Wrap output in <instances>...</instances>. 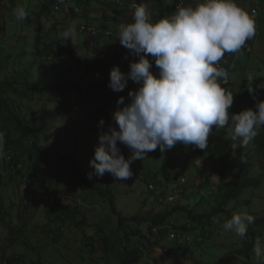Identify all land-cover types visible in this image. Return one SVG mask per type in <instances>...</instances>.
<instances>
[{
	"label": "rangeland",
	"instance_id": "obj_1",
	"mask_svg": "<svg viewBox=\"0 0 264 264\" xmlns=\"http://www.w3.org/2000/svg\"><path fill=\"white\" fill-rule=\"evenodd\" d=\"M7 1L5 0L6 5L2 9V22L4 25L1 27V33L4 45V47L2 46L4 49L3 58L7 56L6 69L3 70V73L10 76L12 74L16 75L20 59L24 60L34 52L38 31V26L35 24L25 26L17 21L12 15L13 9L17 6H23L27 13L37 14L42 4L50 6L65 3L75 7L82 4L84 0H64L63 3H60L59 0H15L13 7H10V3ZM87 1L90 2L91 8L102 7L96 0ZM235 2L248 12L251 18H253L251 14L252 7H255L258 11L262 10L256 18L258 23L256 31L258 32L257 38L260 39L259 47H262L259 55L263 56L260 59L252 56L253 64L250 66L248 73H253L254 70L258 72L261 69L260 66H263L262 76H264V0H235ZM50 10L51 20L50 22L42 21L40 35L43 36L52 24L56 23L59 25L58 30L54 32V37L53 35L52 37L59 39L60 44L63 46L57 49L58 53L66 55L72 49L75 56L71 66L66 63L63 78L60 80L57 76V81L67 80L70 83H78L82 81V78L86 81V85V83H92L98 75H101L109 82L110 71L114 65H111L101 74L91 73L87 70L95 63L96 49L99 50L104 47L106 40L96 39L84 45L85 37L79 30L80 25L83 24L99 26V20L84 19L80 16L72 17L65 15L63 12L52 11V8ZM101 14L100 12L99 15ZM68 28H73L75 34L69 40H64L60 34ZM22 45V48H25V55L18 53V47L21 48ZM256 49H258V46ZM257 51L252 55H256ZM118 55L123 57L120 52ZM102 57V59H105L104 56ZM124 62L130 64L132 60H124ZM153 67L150 72L156 78H159V69L156 65H153ZM118 68L126 76L130 72V67L124 68L122 63ZM12 70L15 71V74ZM1 75L3 74L1 73ZM242 75L237 77L240 78ZM139 86L131 79L128 80L125 89L119 92L121 97L125 98L124 105L118 106L116 100L105 109L111 120L102 118L97 113L96 107L92 103L82 100L75 91H66L64 94L35 100L28 105L29 109L26 116L27 119H31L30 126L35 132L46 129V134L41 139L42 144L51 148L58 145L62 146L63 155L76 150L81 156L83 164H85L87 159L90 162L95 147L98 146V136L101 131L98 128V122L101 119L105 121L103 131H107L109 125L118 129V125L112 119L113 113L118 110V107L122 108L130 103L129 91H135ZM60 98H62L64 106H61ZM230 109L233 110L234 106L231 105L228 110ZM228 133H230V128L217 129L213 126L208 140L212 144L218 143L222 146ZM29 145L30 139H26L23 141L22 147L28 150ZM117 146L125 159H128L131 155L130 149L119 142H117ZM238 147L244 151H251L253 145L250 142L247 146H242L238 142ZM194 148L196 147L193 145ZM191 153L195 154L194 152ZM22 154L20 152V158ZM183 155L179 143L163 153L158 147L156 150L148 152L143 161L136 160L130 165L133 173L131 178L118 180L109 173H105L103 177H100L103 183L111 189L116 213L122 217L137 216L141 219L146 214L164 211L166 203L163 205L156 204L154 198L147 191V183L160 177L171 180L174 176H185L188 183L184 195L179 196L180 205L195 215L211 213L212 206L218 203L219 192L217 186L220 180L216 174L207 183H205V179L208 174L207 170L217 164L215 165L213 159L207 161L204 157L194 158L193 160L182 159ZM27 157L29 156L25 154L21 158L22 164L24 163L25 166L23 176H18L10 181L7 174L0 179V206L7 213L4 220L14 229L27 224L23 234L20 235L21 238L16 240L17 243L15 241L16 232L11 235L14 240H8L7 237L9 238L10 235L0 225V264H2L1 261L4 263L11 256L19 259L16 264H104L105 262L118 264L115 260L114 249L122 250V245L129 244L123 239V232L126 229L127 231H139L146 238H150V226L146 223L126 222L124 225L126 229H123L124 227L119 228L118 214L114 215L112 213L109 198L100 199L81 184L71 194L73 168L70 162L52 163L49 170L41 172L39 180L49 182L48 191L35 189L32 186L30 189L26 188V185H28L26 177L32 175L31 164L33 162ZM260 160L259 154L255 155L250 162V177L260 176ZM91 169L93 168L91 167ZM24 182L26 183L24 184ZM200 183L201 188L198 190ZM212 186L215 189L212 190ZM208 189H211V194H208ZM207 205H209L208 208ZM173 206L175 207L172 203L167 207L168 212ZM64 207H70L71 209L77 207L79 211L78 218L85 220L82 230L74 229L72 221L60 220V218H63ZM225 210V212L210 216L203 226L189 222L192 230L188 233L179 232L184 238L189 237L191 239L189 245L183 250L180 247V250L177 251L184 240L170 241L165 235H162L156 241L160 247L146 250L147 253L142 254L138 264H149L147 258L152 260L151 264H264V260L257 259L253 252L255 240L257 238L264 240V181L260 183L256 190L248 188L242 191L237 199L227 203ZM179 213L173 214L169 218L175 223L174 228H178L183 223L182 218L178 216ZM241 213H247L255 217L254 223L248 225L246 235L239 237L230 231H224V222L230 219L233 214ZM96 230L98 231L97 235H95ZM86 237H94V240L91 241V243H94V255L90 252L92 244H86ZM104 238L107 240H104ZM130 240L137 241L138 239L131 237ZM139 240L143 242V239L139 238ZM111 243L114 245L108 248ZM103 245H105L107 253L113 252V254L110 253L104 260H100L104 255ZM144 246L146 247L145 244ZM2 251H5V253H2Z\"/></svg>",
	"mask_w": 264,
	"mask_h": 264
},
{
	"label": "clouds",
	"instance_id": "obj_2",
	"mask_svg": "<svg viewBox=\"0 0 264 264\" xmlns=\"http://www.w3.org/2000/svg\"><path fill=\"white\" fill-rule=\"evenodd\" d=\"M12 15L23 21L28 13L17 6ZM132 19V23L119 26V42L130 55L139 58L138 62L130 63L127 76L114 66L108 87L122 92L129 79L140 86L129 91L130 103L113 113L118 129L109 125L103 131L105 121L98 122V146L89 162L97 177L109 173L118 180L129 179L133 175L130 165L143 161L158 147L162 153L178 143L205 150L213 126H229L230 139L242 146L264 129V101L256 103L255 111L247 109L230 116L233 94L220 83L230 78L228 71L217 65L226 53L240 52L256 31L254 20L235 0H201L194 7H179L174 15L156 22H152L147 6L140 4L134 6ZM74 34L75 30L68 28L60 35L69 40ZM148 55L159 69V78L150 72ZM257 87L264 88V83ZM254 91L249 89L253 99ZM124 102L125 98L120 97L117 105ZM117 142L130 149L128 159ZM4 144L5 135L0 132V158L4 156ZM254 221L253 215L233 214L224 222L223 230L244 237ZM253 252L257 259L264 260V240H255ZM147 259L149 263L151 259Z\"/></svg>",
	"mask_w": 264,
	"mask_h": 264
},
{
	"label": "trees",
	"instance_id": "obj_3",
	"mask_svg": "<svg viewBox=\"0 0 264 264\" xmlns=\"http://www.w3.org/2000/svg\"><path fill=\"white\" fill-rule=\"evenodd\" d=\"M118 1L121 0H116V8L111 10L112 13L110 16H113L115 13L118 15L120 14L121 8L117 4ZM135 1L138 4L140 3L138 0ZM7 2L10 3V7H13L15 4V0H8ZM5 5V0H0V130L5 135L4 156L3 158H0V179L7 174L10 181H13L18 176H23L25 166L23 165L24 163L22 164L21 158L27 154L29 156L27 158L31 161L33 160V162L31 164L32 175L26 177V182L28 184L26 185V188L30 189L32 186L35 189L38 188L48 191L50 187L49 182L45 180H39L41 172L49 170L51 166L50 164L52 163L63 164L70 162V165L73 168L71 194L73 191H75L77 186L81 184L84 186V188L98 196V198H109L112 213L117 215L118 213H116L114 207V198L111 194V189L103 183L100 177L95 175V171L94 169H91L89 160L87 159L85 164H83V160L76 150L69 151L63 155L62 146L58 145L55 148H51L42 144L41 139L46 134V129H41L35 132V130L30 126L31 119H27L26 113L29 109L28 105L37 99L54 96L57 94H64L66 91H75L82 98V100L92 103L96 107L97 113L102 118L111 120V117L106 113L105 109L112 102L118 100L121 97V93L111 90L108 87L109 82H107V80H105V78L101 75H98L92 83L89 82L86 83V85V81L82 78V81H79L78 83H70L67 80L62 82L57 81V76H59V79L61 80L64 74L62 73L59 75L57 73L58 66L64 65L66 63L68 66H71L75 56L72 49H70L66 55H60L58 53L57 49L62 48L63 46L60 44L59 39L53 38V34L58 30L57 28L59 26L56 23H53L43 36L40 35L42 21L46 20L47 22H50L51 20L52 15L50 13V8H52L53 5L49 6L42 4L37 14L28 13L27 18L23 21H20L25 26H30L32 24L38 26L34 52L24 60L20 59L18 62V69H16V75H4L3 70L6 69L5 62L7 61V56L3 58L4 45L2 42L3 35L1 33V27L4 25L2 22V9ZM83 12L77 15L70 14V16H80L83 14ZM99 19V27L107 28V21H104V17H100ZM92 40H96V38L93 39L85 37L84 45ZM17 43L19 44V42ZM111 43L113 42L106 40L104 47L99 50L96 49L95 63H93V65L87 69L88 72L101 74L104 70L110 68L114 59L116 60L118 58L121 60L124 68L130 67V64L124 62V60L128 61L132 56L130 55L129 50L116 43H113L114 46H112ZM22 47L23 45L21 48L18 47V53L25 55V48ZM119 52L123 57H119ZM102 56H104L105 59H102ZM125 57H127V60ZM148 59L150 63H152L153 67V65H155L153 57H149ZM120 64L116 65L115 67H119ZM13 72L15 74V71ZM1 73L3 75H1ZM59 102L61 106H64L62 98L59 99ZM26 139H30L28 150H25L22 147L23 141ZM234 143L235 147H233ZM253 144L254 151L257 153V155H262V160L259 163L261 169L260 176L256 178L249 176L250 162L255 156L253 157L251 151H244L242 148H239L236 142H233L232 140H225L222 146L217 143L212 148H206L205 150H200L197 147L193 149V145L184 147L182 144H179L184 153L182 159L185 158V154L194 152L196 156L195 158L204 157V159L207 161L213 159L215 161V165L217 164L215 167L211 169L209 168L207 170L208 174L206 176L205 183H207V181L215 174L219 177L220 182L217 186V190L219 192V197L217 198L218 203L215 206H212L210 211L211 213L202 215H195L193 212L186 210L185 207L179 206L177 203H174L175 207L173 206L169 212L167 208L168 206L165 205L164 211L146 214L144 217H141V219H139L137 216L122 217L118 214L117 218L119 228L122 229L126 222L140 224L146 223L150 226V238H146L140 234L139 231H127L126 227H124L123 229H126V231L123 232V239L124 241L129 242V244L122 245V250L120 249L121 251L119 249H114L116 262L118 264H138L143 254V252L141 253V251L138 249V246H142L146 248V250H150L152 248L154 249V247H160V245L156 242L157 240L154 239L151 233V228L163 227L173 214L178 212H180L179 214H184V217H181L183 223L178 228L176 227L175 230L180 233H188L190 232V228H188L186 225H189V222L196 223L198 226H203L204 222H206L210 216H215L221 212H225L227 203L233 199H237L242 191L248 188L256 190L260 183L264 181V129L258 132L257 136L253 139ZM226 151L227 154H225ZM20 152L23 153L21 158ZM17 153L19 154L17 155ZM198 175L200 176L199 172ZM177 178L180 177L174 176L171 178V180L175 181ZM154 180L155 178L150 180L148 183ZM26 182H24V184ZM187 184L188 183L184 185V193ZM199 185L200 186L198 190L201 188V183ZM208 206L209 205H207V208ZM78 212L79 211L77 207L74 209H71L70 207H64V212H62L63 218H60V220L72 221L74 229L82 230L85 220L78 218ZM6 215L7 213L0 206V225H2L10 235L9 238L7 237L8 240H14L12 239L11 235L13 232H16V241L18 238H21L20 235L23 234V230L27 224L20 225L17 229H14L7 221L4 220ZM105 224L106 223L104 222V225ZM97 232L98 231L96 230L95 235L98 234ZM162 235L163 233L161 236ZM131 237H136L138 240L132 241L130 240ZM139 238L143 239V242H141ZM93 240L94 237H86V244H92L90 252L94 255V243H91ZM104 240L107 239L104 238ZM96 244L99 245L98 242H96ZM113 245L114 244L111 243L108 248ZM102 248L104 249V255L102 258H100V260H104L105 257L110 253L113 254V252H106L107 250L105 245H103ZM179 250L180 247H178L177 251ZM2 253H5V251H2ZM18 261V258L11 256L10 258L8 257L4 263L2 261L1 263L16 264ZM104 264L108 263L105 262Z\"/></svg>",
	"mask_w": 264,
	"mask_h": 264
},
{
	"label": "crops",
	"instance_id": "obj_4",
	"mask_svg": "<svg viewBox=\"0 0 264 264\" xmlns=\"http://www.w3.org/2000/svg\"><path fill=\"white\" fill-rule=\"evenodd\" d=\"M123 1L124 3L128 5L132 0H123ZM138 1H140L139 5L143 4L147 6V9L151 15L152 22H156L161 18H166V17L174 15L173 6L175 3V0H138ZM187 1L190 4L194 2V0H187ZM96 2L102 5V7L103 6L104 7L103 8L102 7L101 8H98V7L91 8L90 2L87 0H84L82 4L85 5L87 8L83 12L84 15L83 14L80 15V17L84 19H89V20H97L100 17H104V21L105 20L107 21L106 22L107 28L117 33H118L119 26L121 24L126 25V24L133 22V19H132L133 13L128 8L120 9L121 11L119 15L115 13L113 14V16H110V14L112 13L111 10L116 8V5H115L116 0H96ZM254 8L255 7H252L251 11L254 10ZM100 12L102 13L101 15H99ZM252 17H253L252 19L255 22V29H256L258 25L257 20H256L257 17H255V19L253 15ZM257 35H258V32L255 31V36L246 42L245 46L240 50V52L234 53V54L226 53L225 57L220 62L228 69L229 75H230V79L228 82L223 83L222 81H220L221 85L226 89V91H229L233 94V104L232 105L234 106V109L228 110L230 116L239 114L240 112L247 110V109H252L255 111L256 103L259 101H264V88L257 87V85L264 83V76H262L263 66H260L261 69L258 70V72H255L254 70L253 73H250V72L248 73L250 66L253 64L251 60L252 56L257 57L258 59H260L263 56V55H259V52L262 51V47H259L260 39L257 38ZM257 46H258V49H256ZM256 51H257V54L252 55ZM149 57H151V55L147 56V58ZM138 59H139L138 57L131 56L129 60H132V62H138ZM113 62L114 63L111 65L116 66L121 63V60H119L118 58L116 60L114 59ZM65 66L66 64L58 66L57 73L59 75H61L64 72ZM151 68H154V67H151ZM241 74L243 75L240 78H238L237 76ZM249 76H252L253 80L249 81L248 79ZM234 80H237V81L235 82ZM250 88H253L255 90L254 91L255 99H253V94H250L249 92ZM226 127L230 128L229 126H226ZM225 140H231L230 133L226 135ZM251 142L253 145L251 154L254 157L255 155H257V153L254 151L253 140ZM236 144L238 146V142H236ZM214 145L215 144H212V142L208 140L207 148H212ZM225 154H227V151L225 152ZM260 158L262 160L261 154H260ZM261 160L259 161V163L261 162ZM178 200H179V197H174L172 199H169L166 202V205L169 207V205H172V203L173 204L177 203L179 206H181ZM155 213H158V212H155ZM183 215L184 214H179L178 216L183 218L184 217ZM186 226L190 228V231H191L192 229L191 226L190 225H186ZM188 245L189 244L183 243L182 245H179V247H181L183 250Z\"/></svg>",
	"mask_w": 264,
	"mask_h": 264
},
{
	"label": "built area",
	"instance_id": "obj_5",
	"mask_svg": "<svg viewBox=\"0 0 264 264\" xmlns=\"http://www.w3.org/2000/svg\"><path fill=\"white\" fill-rule=\"evenodd\" d=\"M201 0H194L192 4H190L187 0H175L174 6H173V13L175 14L179 7H185V6H195L196 4L200 3ZM118 6L123 8H128L132 13H134V6L139 5L135 0H132L128 5L124 3L123 0L117 2ZM52 11L56 12H63L65 15H77L79 13H82L84 10H86V7L84 5H78L75 7H71L65 3L60 5H53ZM264 11V10H263ZM261 11H258L256 8L251 11V14L255 17H258ZM80 32L83 34L84 37L87 38H93V39H105L110 40L113 43L119 44L122 46L119 42V34L115 31L109 30L108 28H102L99 26L94 25H88L83 24L79 27ZM112 46H114V44ZM123 47V46H122ZM112 54V53H111ZM218 67H223L227 71L228 69L221 63L217 65ZM229 73V71H228ZM230 78V75H229ZM229 80V79H228ZM227 80V82H228ZM223 83H226L222 81ZM1 132V130H0ZM196 156L193 153H187L185 154V158L187 159H194ZM187 183V179L185 177L177 178L175 181L173 180H167L164 177L156 178L154 181L147 183V191L148 193L154 198L157 205H163L165 204L169 199H172L174 197H179L184 194V185ZM215 189V187L212 186V190ZM211 189H208V194H211ZM175 223L172 220H168L163 227H153L151 228V233L154 237V239H158L160 235L163 233L170 241H178V240H184L183 243L189 244L191 242V239L189 237L184 238L175 228ZM139 250H143L144 247L138 246ZM152 260H149L150 263Z\"/></svg>",
	"mask_w": 264,
	"mask_h": 264
}]
</instances>
